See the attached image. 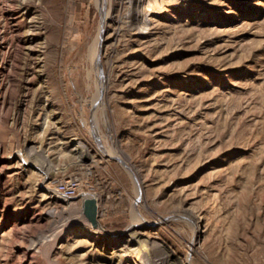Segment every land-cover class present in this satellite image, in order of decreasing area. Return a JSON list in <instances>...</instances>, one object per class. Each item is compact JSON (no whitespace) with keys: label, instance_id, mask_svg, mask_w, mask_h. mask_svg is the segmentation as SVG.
<instances>
[{"label":"rangeland","instance_id":"374dc122","mask_svg":"<svg viewBox=\"0 0 264 264\" xmlns=\"http://www.w3.org/2000/svg\"><path fill=\"white\" fill-rule=\"evenodd\" d=\"M127 12L0 0V264H264V0Z\"/></svg>","mask_w":264,"mask_h":264},{"label":"bare ground","instance_id":"6f19581e","mask_svg":"<svg viewBox=\"0 0 264 264\" xmlns=\"http://www.w3.org/2000/svg\"><path fill=\"white\" fill-rule=\"evenodd\" d=\"M164 1H174L177 2L178 0H127V4H128V12L126 14L127 20H126V24H128V26H130L131 28H134V30L137 31V33L141 34L143 31V28H147L148 25V21H149V15L157 13L158 9L161 7V4ZM171 3V2H170ZM142 5L143 9H136L137 6ZM14 24V22H13ZM121 26V25H120ZM124 28V27H123ZM116 31V30H115ZM148 31V30H147ZM117 32H115L114 34H116ZM114 34L112 36H114ZM101 38V37H100ZM113 41V40H112ZM2 42V41H1ZM114 61V60H113ZM112 61V62H113ZM76 137V136H75ZM73 138V136L71 137ZM78 144L80 145V143L78 142ZM82 144V143H81ZM82 146V147H81ZM80 147L83 148V145H81ZM76 147V146H75ZM77 148H79L77 146ZM84 151V149H83ZM85 152V151H84ZM76 153V152H75ZM84 155V154H83ZM80 156V155H79ZM86 156V155H85ZM81 158V156H80ZM58 194V193H57ZM86 195V194H85ZM61 196V195H60ZM62 198V197H61ZM69 202V201H68ZM70 204V203H69ZM72 204H74L75 206V201L73 202L72 200ZM72 206V205H71ZM69 206V207H71ZM73 207V206H72ZM72 207L70 208L72 210ZM78 208V207H77ZM93 227V226H92ZM134 228H137V225H130L128 227V230L130 231L129 235H130V240L133 239L135 240V236L137 235L136 230H134ZM95 230V229H94ZM128 240V239H127ZM143 246H145V244H142ZM140 250V249H139ZM148 250V249H147ZM139 252V251H138ZM142 254L139 256L138 262L140 264H167V254L166 252L163 253V256L159 259V258H153L148 251H141ZM168 253V252H167ZM129 256V255H128ZM169 256V255H168Z\"/></svg>","mask_w":264,"mask_h":264},{"label":"water","instance_id":"95a60500","mask_svg":"<svg viewBox=\"0 0 264 264\" xmlns=\"http://www.w3.org/2000/svg\"><path fill=\"white\" fill-rule=\"evenodd\" d=\"M83 212L92 226H98V202L94 194H87L83 199Z\"/></svg>","mask_w":264,"mask_h":264},{"label":"built area","instance_id":"2783aa9c","mask_svg":"<svg viewBox=\"0 0 264 264\" xmlns=\"http://www.w3.org/2000/svg\"><path fill=\"white\" fill-rule=\"evenodd\" d=\"M79 182L76 178L71 177L64 181H58L55 186L57 193L66 198L75 197L78 194Z\"/></svg>","mask_w":264,"mask_h":264}]
</instances>
